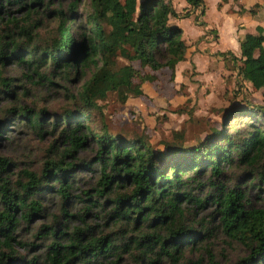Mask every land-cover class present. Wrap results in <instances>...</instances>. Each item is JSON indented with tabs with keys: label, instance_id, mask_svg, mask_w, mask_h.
I'll list each match as a JSON object with an SVG mask.
<instances>
[{
	"label": "trees",
	"instance_id": "16d2710c",
	"mask_svg": "<svg viewBox=\"0 0 264 264\" xmlns=\"http://www.w3.org/2000/svg\"><path fill=\"white\" fill-rule=\"evenodd\" d=\"M227 1L221 0L220 6ZM187 2L189 8L177 13L172 0H91L87 26L77 40L63 17L62 0H0L1 61L15 62L29 79L37 77L49 84L59 72L84 69L90 63L97 67L80 93L84 104L66 110L60 118L52 116L54 123L46 109L20 104L13 80L0 70V98L15 102L5 115L0 109V139L7 119L24 121L41 137L49 123L51 132H58L50 146L57 156L46 162L40 175L25 171L28 180L18 188L7 175L12 161L0 157V202L5 204L0 210V264L29 262L16 247V232L22 222L31 223L44 212L40 199L51 192L65 204L54 224L40 227V238L50 240L43 264H125L127 255L136 264L166 260L203 264L204 258L192 261L186 253L219 231L249 249L241 264H264V29L245 35L240 56L232 51L217 53L233 61L238 76L261 92L263 103L234 102L226 108L222 126L211 127L199 144L180 142L153 149L143 137L127 138L108 129L99 132L89 124L92 111L99 107L97 97L110 91L138 96L144 93L142 83L156 79L131 64L112 69L109 56L120 47L143 68L154 72L168 68L174 76L189 46L181 38L182 28L170 24V18H187L198 10L204 15L206 10V0ZM16 6L19 18L11 14ZM77 8V2L70 4L72 13ZM199 15L195 20L204 26ZM53 16L59 20L57 34L47 44H39L40 29ZM136 77L142 83L135 84ZM239 116L245 117L244 127L231 129V121ZM87 151L92 158L82 154ZM234 167L243 171V187L229 184L227 170ZM81 170L91 172L97 182L76 194L75 176ZM248 189L257 190V205ZM75 199L86 203L83 214L71 213L70 202ZM207 205L215 206L217 224L206 226L189 219ZM96 208L102 213L100 220L105 225L112 222L119 233H107L102 224L86 221ZM74 217L81 221L77 226L71 225ZM205 252L208 264H219L209 247ZM28 264L41 263L35 256Z\"/></svg>",
	"mask_w": 264,
	"mask_h": 264
},
{
	"label": "rangeland",
	"instance_id": "374dc122",
	"mask_svg": "<svg viewBox=\"0 0 264 264\" xmlns=\"http://www.w3.org/2000/svg\"><path fill=\"white\" fill-rule=\"evenodd\" d=\"M74 1L78 5L75 14L70 10V4ZM90 2L91 0H62L61 7L65 14L63 17L71 25L77 40H80L79 35L87 26L86 21L91 10ZM206 7L209 18L218 25L219 15L213 10V0H208ZM11 14L16 18L21 16L17 6L12 9ZM223 23V38L228 44L233 40L232 23L228 20ZM58 25L59 20L55 16L45 19L44 26L40 29L39 44H47L52 37L56 36ZM182 25L187 33V36L182 33V39L194 38L202 30L200 26L191 24L189 21H184ZM197 42L199 44L200 40ZM220 47H224V43ZM209 53V48L196 53L194 60L192 58L179 65L178 71L182 76L180 74L173 76V72L168 68L156 72L150 67L143 68L139 61L128 57L130 54L125 47H120L109 56L108 60L112 69L118 70L131 64L140 69L142 75L148 73L155 75L156 79L142 83L141 78L136 77L135 84L142 83L144 91L138 96L110 91L106 97H97L99 107L92 111L89 124L99 132L108 129L112 134L121 132L127 138L143 137L153 149H165L169 144L180 142L192 146L199 144L211 127L222 126L226 108L234 102L250 99L253 103H263L261 92L254 91L238 76L232 60L224 59L217 53L210 56ZM237 54L241 55L240 52ZM101 64L100 61L98 65L101 66ZM0 70L6 78L13 80L17 92L20 93V104L37 110L46 109L48 119H50L52 116L60 118L66 110L75 109L84 104L80 99V93L97 67L94 63H90L84 69L78 68L79 72L75 69L59 72L51 78V84L44 81L38 82L37 77L29 79L26 77L27 71L23 66L12 61L0 60ZM13 104H15L13 100L0 98V109L4 115L6 109ZM51 120L52 123L55 122L54 118ZM7 121L4 123L6 130L3 138L0 139V157L12 161L7 175L10 176L12 186L18 188L20 182L28 180L25 171L40 175L46 162L57 156L55 151L50 150V146L58 138V132H51L52 123H49L47 132L41 137L27 127L24 121L13 122L9 119ZM244 121L245 117L239 116L231 121V129L244 127ZM59 147H63L62 142ZM82 154L93 157L90 151ZM242 172L239 167L227 170V178L231 187L244 186L240 180ZM75 179L74 193L76 194H81L84 189L95 187L97 182L95 175L83 170L78 171ZM248 191L252 203L257 205V190L248 189ZM205 193H202L203 196ZM40 200L44 205V212L35 216L31 223L22 222L16 232V247L29 261L27 264L35 256L39 257L41 264L44 263L50 240L40 238L38 234L40 227L44 224H54L55 218L61 216L65 204L62 197L55 192L45 194ZM85 204L79 199L70 202L71 213L83 214ZM4 206L5 204L0 202V210ZM214 209L215 206L207 205L203 210L194 211V215H191L189 219L202 221L206 226L215 225L219 222V216L213 213ZM98 211V208L94 209V212L86 217V221L90 224H102L107 233H119L111 224L112 222L105 225V221L100 220L99 215L102 213ZM80 223L79 218H72V226ZM195 227L202 229L200 224ZM206 247L212 250L219 264H241V259L249 254L247 247L231 240L224 232L219 231L215 237L206 239L198 244L197 248L187 251L186 258L198 261L202 257L204 258L203 264H208ZM125 258L126 261L123 263L136 264L128 255ZM161 264H170V262L166 260Z\"/></svg>",
	"mask_w": 264,
	"mask_h": 264
},
{
	"label": "crops",
	"instance_id": "0c3cea01",
	"mask_svg": "<svg viewBox=\"0 0 264 264\" xmlns=\"http://www.w3.org/2000/svg\"><path fill=\"white\" fill-rule=\"evenodd\" d=\"M172 2L177 13H181L189 8L187 0H172ZM207 2L208 0H206V6ZM220 4L221 0H213V10L219 15L218 25L209 18L207 7L204 15H199L200 11L198 10L187 18H170V24L181 27L185 36H187V33L182 25L184 21L197 24L195 17L199 15V19L205 23L204 26L197 24L202 28L197 36L194 38H184L189 47L186 53V60L179 63V65L188 62L189 59L193 58L194 60L197 55L196 53L208 48L210 49V56L219 52H226L227 50H231L235 55L239 56L237 52L241 54V41L245 38V35L248 32L257 33L258 27L264 29V0H228L227 2H223L221 6ZM227 20L232 23L233 31V40L228 44H226L223 38L224 33L222 31L223 21ZM198 40H200L199 44ZM222 43H224V47H220ZM179 65L174 74L182 76L178 71Z\"/></svg>",
	"mask_w": 264,
	"mask_h": 264
}]
</instances>
